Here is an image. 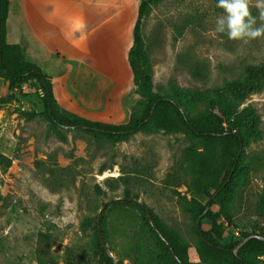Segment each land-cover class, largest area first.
Returning <instances> with one entry per match:
<instances>
[{
  "label": "rangeland",
  "instance_id": "1",
  "mask_svg": "<svg viewBox=\"0 0 264 264\" xmlns=\"http://www.w3.org/2000/svg\"><path fill=\"white\" fill-rule=\"evenodd\" d=\"M216 5H154L144 20V69L148 91L174 98L191 117L221 111L225 126L244 136L241 166L205 219L208 230L218 225L212 236L226 244L264 234V78L243 95L232 86L264 65V38L243 44L216 33L215 20L224 14ZM95 6L101 19L113 0H90ZM252 12L258 15L255 7ZM1 81L0 153L11 163L0 164V264H98L93 243L100 230L114 264H170L158 258L149 214L191 261H200L196 204H208L215 191L194 186L205 139L185 129L149 128L117 139L60 127L34 85L10 91ZM125 197L143 202L147 212L132 203L107 207ZM245 255L264 264L261 250ZM224 262L232 264L231 255Z\"/></svg>",
  "mask_w": 264,
  "mask_h": 264
},
{
  "label": "trees",
  "instance_id": "2",
  "mask_svg": "<svg viewBox=\"0 0 264 264\" xmlns=\"http://www.w3.org/2000/svg\"><path fill=\"white\" fill-rule=\"evenodd\" d=\"M160 1L141 0L138 6L137 18L133 27V44L128 52V58L137 86L136 91L141 98L134 105L131 118L127 123L115 124L88 119L59 104L50 76L39 65L27 59L23 45L7 42L10 0H0V77L8 81L10 91H14L22 84L34 85L45 102L48 116L55 125L60 127L81 128L99 136L117 139L149 128L163 130L167 133L185 129L196 137L205 139L208 146L202 154H199V163L195 165L194 170L197 177L194 186L201 193L209 194L210 189L215 191L210 194L208 204L202 205L199 202L196 204V228L202 242L198 246L200 261H191L186 249L181 247L173 235L166 233L157 222L151 224L149 218H146L153 236L159 244L158 258L163 261L169 260L170 264H225L224 257L229 254L232 257V264H255L254 261L246 257L245 252L261 250L264 254V240L258 238L249 240L240 248L238 256L234 253V248L243 238L258 232L247 233L240 240L224 244L214 238L211 233L218 228V225L214 223L211 231L206 229L205 221L211 215L209 206L226 192L241 166L245 150L244 136L241 132L225 126V119L221 111L212 115L191 117L174 98L153 94L146 89V85L151 82V76L144 69V65L147 63L146 40L143 31L144 20L152 7ZM260 78H264V65L258 69L252 68L246 78L233 82L232 86L237 94L243 95L251 90ZM10 163L11 159L0 153V164L7 167ZM112 203H132L144 213L148 209L143 202L130 197L113 201L107 207ZM259 234L264 235L263 233ZM102 238L100 230L93 243L99 260L98 264H114V257L103 245Z\"/></svg>",
  "mask_w": 264,
  "mask_h": 264
},
{
  "label": "crops",
  "instance_id": "3",
  "mask_svg": "<svg viewBox=\"0 0 264 264\" xmlns=\"http://www.w3.org/2000/svg\"><path fill=\"white\" fill-rule=\"evenodd\" d=\"M138 6L113 0L99 19L90 0H10L7 42L23 45L27 59L50 76L63 108L127 123L141 98L128 58Z\"/></svg>",
  "mask_w": 264,
  "mask_h": 264
},
{
  "label": "clouds",
  "instance_id": "4",
  "mask_svg": "<svg viewBox=\"0 0 264 264\" xmlns=\"http://www.w3.org/2000/svg\"><path fill=\"white\" fill-rule=\"evenodd\" d=\"M216 6L224 13L215 20L216 33L243 44L264 38V0H217ZM253 7L258 15H253Z\"/></svg>",
  "mask_w": 264,
  "mask_h": 264
},
{
  "label": "water",
  "instance_id": "5",
  "mask_svg": "<svg viewBox=\"0 0 264 264\" xmlns=\"http://www.w3.org/2000/svg\"><path fill=\"white\" fill-rule=\"evenodd\" d=\"M102 212V211H101ZM149 219L151 221V223L153 222V218L152 216L149 214ZM253 238H258V239H261V240H264V235L262 234H259V233H256V234H250L248 235L247 237L243 238L237 245L236 247L234 248V253L238 256L239 255V250L240 248L245 244L247 243L249 240L253 239ZM163 239L169 244V242L167 241V239L165 237H163ZM102 242H103V245L105 246V248L107 249V251L109 252V254L111 256H113V254L111 253V251L108 249L107 247V244L105 243L104 239L102 238ZM171 247V246H170ZM171 250L173 251V248L171 247ZM114 257V256H113Z\"/></svg>",
  "mask_w": 264,
  "mask_h": 264
}]
</instances>
